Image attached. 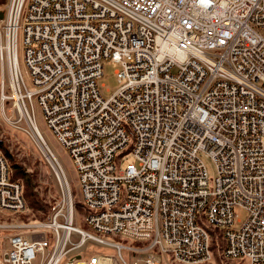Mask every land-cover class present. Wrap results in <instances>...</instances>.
Here are the masks:
<instances>
[{"label":"built area","instance_id":"1","mask_svg":"<svg viewBox=\"0 0 264 264\" xmlns=\"http://www.w3.org/2000/svg\"><path fill=\"white\" fill-rule=\"evenodd\" d=\"M2 10L6 98L61 195L35 223L43 236L9 235L0 264H68L76 254L71 264H164L154 251L198 264L210 257L208 228L225 257L264 264V0H7ZM105 60L118 63L107 97ZM33 103L68 152L84 226ZM10 172L0 155V209L17 213L25 200ZM88 240L103 249L82 254Z\"/></svg>","mask_w":264,"mask_h":264},{"label":"rangeland","instance_id":"2","mask_svg":"<svg viewBox=\"0 0 264 264\" xmlns=\"http://www.w3.org/2000/svg\"><path fill=\"white\" fill-rule=\"evenodd\" d=\"M6 1L7 0H0V8L3 9ZM22 55V34L20 32L18 57L20 67L24 73L25 65ZM117 68L118 63L112 60L103 61V75L100 77L98 85L101 93L105 97L109 96L118 88L119 84L114 73ZM2 79L3 77L0 69V98L2 97L1 92L3 93V97H5L2 101L0 100V155H3L7 159L12 175L15 170L18 171L19 178L15 179L22 183V191L25 200V207L20 212L12 213L0 209V224L7 223L11 225L7 228H0V246L3 245L6 247L9 245L8 236L11 234H21L30 239L43 236V233L34 231V229L38 227L35 223L44 221L48 218L51 209L60 199L61 188L48 156H46L39 141L32 134L28 124L23 119L19 120L16 110L12 107V100L6 98L9 93L8 83L5 76L3 82ZM24 80L27 87L30 86V79L25 73ZM33 105L37 126L47 145L56 155L66 176L74 206L73 221L79 226H84V209L81 205L77 175L68 152L52 136L50 130L46 126L40 108L36 106L35 103H33ZM205 163L209 174L214 175L215 164L208 158H205ZM244 216V209L236 208V217L243 219ZM210 233V257L208 260L198 264H247V262L242 259L225 257L222 253L224 241L219 231L211 230ZM122 240L125 244H139L129 239L122 238ZM101 249H103L101 246H96L92 244V241L88 240L79 248V252L89 256L94 251ZM123 255L127 260H130L126 251H123ZM145 255L146 253L140 254L141 257ZM151 255L159 257L164 264H185L180 262L176 263L172 261L170 257L158 251L152 252ZM136 257L131 259H135Z\"/></svg>","mask_w":264,"mask_h":264},{"label":"trees","instance_id":"3","mask_svg":"<svg viewBox=\"0 0 264 264\" xmlns=\"http://www.w3.org/2000/svg\"><path fill=\"white\" fill-rule=\"evenodd\" d=\"M10 178L12 179V180H17V179H15V178H19V173H18V171L17 170H15L14 172H13V175L10 173ZM51 206H53V205H51ZM52 210V209H51ZM208 230L211 232V230H215V229H211V228H208Z\"/></svg>","mask_w":264,"mask_h":264},{"label":"bare ground","instance_id":"4","mask_svg":"<svg viewBox=\"0 0 264 264\" xmlns=\"http://www.w3.org/2000/svg\"><path fill=\"white\" fill-rule=\"evenodd\" d=\"M180 263H185V264H195L196 260L195 259H183L182 261H179Z\"/></svg>","mask_w":264,"mask_h":264},{"label":"water","instance_id":"5","mask_svg":"<svg viewBox=\"0 0 264 264\" xmlns=\"http://www.w3.org/2000/svg\"><path fill=\"white\" fill-rule=\"evenodd\" d=\"M3 18V10H0V19ZM73 258H80V254H76L74 257H71L69 259V263L68 264H71V262L73 261Z\"/></svg>","mask_w":264,"mask_h":264},{"label":"crops","instance_id":"6","mask_svg":"<svg viewBox=\"0 0 264 264\" xmlns=\"http://www.w3.org/2000/svg\"><path fill=\"white\" fill-rule=\"evenodd\" d=\"M8 244H9V243H8ZM8 246H9V245H7L6 247L3 246V245L0 246L1 251H2V252H5V251L7 250V248H8Z\"/></svg>","mask_w":264,"mask_h":264}]
</instances>
